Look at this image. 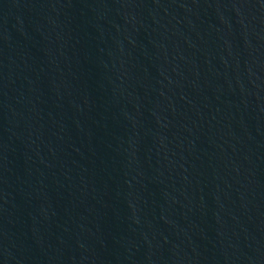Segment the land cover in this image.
<instances>
[{
  "label": "water",
  "instance_id": "1",
  "mask_svg": "<svg viewBox=\"0 0 264 264\" xmlns=\"http://www.w3.org/2000/svg\"><path fill=\"white\" fill-rule=\"evenodd\" d=\"M0 94L57 264H264V0H0Z\"/></svg>",
  "mask_w": 264,
  "mask_h": 264
}]
</instances>
